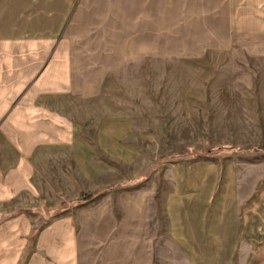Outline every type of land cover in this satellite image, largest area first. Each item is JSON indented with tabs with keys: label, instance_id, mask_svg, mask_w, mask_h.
Segmentation results:
<instances>
[{
	"label": "crops",
	"instance_id": "crops-1",
	"mask_svg": "<svg viewBox=\"0 0 264 264\" xmlns=\"http://www.w3.org/2000/svg\"><path fill=\"white\" fill-rule=\"evenodd\" d=\"M89 1L0 0V264H264V154L247 148L261 122L246 126L240 153L153 173L156 140L101 109L113 67L85 45L97 26H83L84 2L105 5ZM124 3L160 15L184 5L188 21L214 15L229 37L264 29V0ZM106 6L110 21L116 0ZM220 50L264 63V46ZM261 98L237 117H264Z\"/></svg>",
	"mask_w": 264,
	"mask_h": 264
},
{
	"label": "rangeland",
	"instance_id": "rangeland-1",
	"mask_svg": "<svg viewBox=\"0 0 264 264\" xmlns=\"http://www.w3.org/2000/svg\"><path fill=\"white\" fill-rule=\"evenodd\" d=\"M106 1L103 7L84 2L83 17L85 29L93 23L97 26L93 28L96 35L86 39L85 45L89 42L92 50L98 49L100 61L113 67L100 106L105 113L129 118L136 129L156 140L150 153L153 173L162 167L166 171L174 160L242 152L239 139L246 126L254 122H261L258 127L264 132V117L240 118L236 111L252 95L263 99L264 63L242 62L236 54L220 50L230 45L264 46L263 23L235 38L227 35L225 23L211 21L214 15L206 22L188 21V7L184 5L164 6L160 15L156 13L160 7L116 0L112 27ZM92 10L103 11L105 16L90 17ZM126 29L143 36L126 38ZM259 137V142L247 148L264 154V134ZM82 200L89 202L90 197Z\"/></svg>",
	"mask_w": 264,
	"mask_h": 264
}]
</instances>
